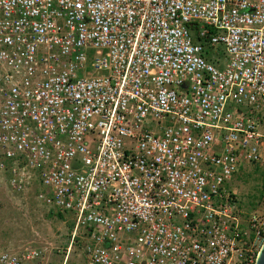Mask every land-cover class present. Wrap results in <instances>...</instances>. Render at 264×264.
Returning <instances> with one entry per match:
<instances>
[{
    "label": "built area",
    "instance_id": "obj_1",
    "mask_svg": "<svg viewBox=\"0 0 264 264\" xmlns=\"http://www.w3.org/2000/svg\"><path fill=\"white\" fill-rule=\"evenodd\" d=\"M263 112L264 0H0V188L69 217L57 264H256Z\"/></svg>",
    "mask_w": 264,
    "mask_h": 264
},
{
    "label": "rangeland",
    "instance_id": "obj_2",
    "mask_svg": "<svg viewBox=\"0 0 264 264\" xmlns=\"http://www.w3.org/2000/svg\"><path fill=\"white\" fill-rule=\"evenodd\" d=\"M215 51L220 64L224 63L223 45L219 43ZM230 186L235 190L237 204L244 214L260 209L264 199V167L247 164L234 174ZM51 210L31 195L24 200V197L13 194L7 188H0V251L26 246L44 247L45 264L61 261L63 250L69 244L71 221L68 216L62 214L60 217L55 210ZM80 254L81 244L73 242L68 264H80Z\"/></svg>",
    "mask_w": 264,
    "mask_h": 264
},
{
    "label": "water",
    "instance_id": "obj_3",
    "mask_svg": "<svg viewBox=\"0 0 264 264\" xmlns=\"http://www.w3.org/2000/svg\"><path fill=\"white\" fill-rule=\"evenodd\" d=\"M256 264H264V245H263L260 253L258 254Z\"/></svg>",
    "mask_w": 264,
    "mask_h": 264
},
{
    "label": "trees",
    "instance_id": "obj_4",
    "mask_svg": "<svg viewBox=\"0 0 264 264\" xmlns=\"http://www.w3.org/2000/svg\"><path fill=\"white\" fill-rule=\"evenodd\" d=\"M205 46H206V44H205ZM205 52H206V54H207V57L209 58V56H210V52H211V50H209L208 48H205ZM52 211V210H51ZM57 214H58V216H60V217H62V214H64V213H62V212H60V211H55ZM65 215V214H64Z\"/></svg>",
    "mask_w": 264,
    "mask_h": 264
}]
</instances>
